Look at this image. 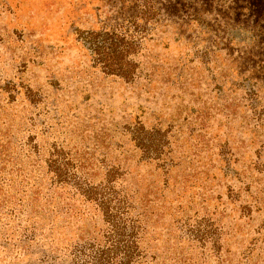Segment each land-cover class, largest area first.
Wrapping results in <instances>:
<instances>
[{
  "label": "rangeland",
  "instance_id": "1",
  "mask_svg": "<svg viewBox=\"0 0 264 264\" xmlns=\"http://www.w3.org/2000/svg\"><path fill=\"white\" fill-rule=\"evenodd\" d=\"M131 43L132 77L82 32ZM264 264V0H0V264Z\"/></svg>",
  "mask_w": 264,
  "mask_h": 264
},
{
  "label": "trees",
  "instance_id": "2",
  "mask_svg": "<svg viewBox=\"0 0 264 264\" xmlns=\"http://www.w3.org/2000/svg\"><path fill=\"white\" fill-rule=\"evenodd\" d=\"M79 36L83 47L91 58L93 66L106 74L130 78L134 73V64L129 60L131 43L110 32H82ZM123 264L131 263L130 246H125ZM91 264H109L107 257L101 254L91 258Z\"/></svg>",
  "mask_w": 264,
  "mask_h": 264
}]
</instances>
